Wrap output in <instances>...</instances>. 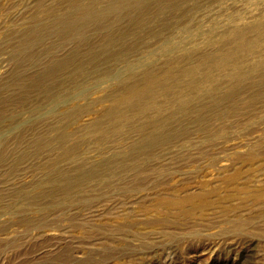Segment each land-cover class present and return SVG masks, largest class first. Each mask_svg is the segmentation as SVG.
I'll return each mask as SVG.
<instances>
[{"label": "rangeland", "instance_id": "1", "mask_svg": "<svg viewBox=\"0 0 264 264\" xmlns=\"http://www.w3.org/2000/svg\"><path fill=\"white\" fill-rule=\"evenodd\" d=\"M263 35L264 0H0V264H264Z\"/></svg>", "mask_w": 264, "mask_h": 264}, {"label": "bare ground", "instance_id": "2", "mask_svg": "<svg viewBox=\"0 0 264 264\" xmlns=\"http://www.w3.org/2000/svg\"><path fill=\"white\" fill-rule=\"evenodd\" d=\"M86 9V8H85ZM264 36V35H263ZM257 41H254L252 43L250 42H247L244 37H242L239 42H238V48L241 49V50H245L247 51L248 53H251L254 49V45ZM250 45V46H249ZM258 45V44H257ZM239 51V50H238ZM246 54V53H245ZM252 54V53H251ZM229 57V56H228ZM252 57V55H251ZM234 62V61H233ZM228 62L225 61V59L223 61L220 62V66L221 67H226ZM243 64H246V63H243ZM263 67V66H262ZM235 68V67H234ZM230 70V69H229ZM255 71V70H254ZM257 71V70H256ZM189 72V71H188ZM187 72V74H188ZM236 72V71H235ZM228 74H231V73H228ZM241 77V76H240ZM258 78V77H257ZM241 80V79H240ZM243 81V80H242ZM155 85V84H154ZM142 86V85H141ZM206 86V85H205ZM244 86V85H242ZM146 88V87H145ZM156 88H158L156 86ZM141 94V91L140 92H137L136 95H140ZM156 95V94H155ZM171 95V94H170ZM202 98V97H201ZM205 98V97H204ZM128 100V99H127ZM151 100V99H150ZM154 100V99H153ZM149 102H152V101H149ZM169 104H172V103H169ZM121 107V106H120ZM111 119V118H110ZM120 121V120H119ZM172 123V122H171ZM121 125V123H120ZM105 127V126H104ZM97 128V127H96ZM166 128V127H165ZM146 129V128H145ZM149 140V139H148ZM150 142V141H149ZM164 144V143H163ZM126 161V160H125ZM129 161V160H128ZM127 167V166H126ZM107 168V167H106ZM84 175V174H83ZM240 174H234L233 176L229 177L228 180H227V183H228V186L227 188L230 190L232 189L233 191H236L237 193H244L245 195H247V191H245L244 189H242L243 187H240L239 186V183H237L236 179L239 177ZM83 179V178H82ZM72 181V180H71ZM74 182V181H73ZM138 185V184H136ZM64 187V186H63ZM246 187V186H245ZM245 191V192H244ZM208 191H203L201 192L199 195H198V198H197V201L192 203L191 200L188 198V196H185L184 199H183V202H187L190 204L189 206V209L188 211L185 212V214H192L195 207L198 206L200 203L206 201V202H209V195L207 193ZM264 194H261L259 195L260 196H263ZM255 197H258L257 195ZM197 211V209H196ZM195 213V212H194Z\"/></svg>", "mask_w": 264, "mask_h": 264}]
</instances>
